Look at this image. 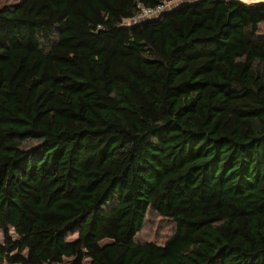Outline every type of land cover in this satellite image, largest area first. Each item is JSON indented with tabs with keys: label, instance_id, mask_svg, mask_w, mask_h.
I'll return each instance as SVG.
<instances>
[{
	"label": "trees",
	"instance_id": "obj_1",
	"mask_svg": "<svg viewBox=\"0 0 264 264\" xmlns=\"http://www.w3.org/2000/svg\"><path fill=\"white\" fill-rule=\"evenodd\" d=\"M166 1L0 7V264H264V0Z\"/></svg>",
	"mask_w": 264,
	"mask_h": 264
},
{
	"label": "rangeland",
	"instance_id": "obj_2",
	"mask_svg": "<svg viewBox=\"0 0 264 264\" xmlns=\"http://www.w3.org/2000/svg\"><path fill=\"white\" fill-rule=\"evenodd\" d=\"M18 1L19 0H0V7L4 6V5H11V4H14ZM183 1L185 2L186 0H176L174 2H171L170 7H168V8L170 9L173 6H175L179 3H182ZM241 1L244 3H250V2H253L255 0H241ZM260 32L264 33V23L262 24ZM30 143H32V142H30ZM166 231H169V226L166 222L158 221L153 216H150V217H148V220L145 223L143 230L138 234L137 238L139 240L161 241L163 239V237L165 236ZM10 233L13 235V237L15 239H17V236H15L13 234L11 229H10ZM163 233H164V235H163ZM73 239H75V235H72L69 237V240H73ZM2 241H3V231L0 229V243H2ZM108 241H109V239L105 238L101 241V243H105ZM4 264H7V263H4Z\"/></svg>",
	"mask_w": 264,
	"mask_h": 264
},
{
	"label": "built area",
	"instance_id": "obj_3",
	"mask_svg": "<svg viewBox=\"0 0 264 264\" xmlns=\"http://www.w3.org/2000/svg\"><path fill=\"white\" fill-rule=\"evenodd\" d=\"M176 0H167L165 4L158 5L155 8L142 7L140 12L135 16L127 19L125 24H134L141 20L151 19L157 17L161 12L165 11L170 7V3ZM131 22V23H130Z\"/></svg>",
	"mask_w": 264,
	"mask_h": 264
}]
</instances>
